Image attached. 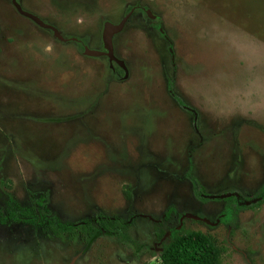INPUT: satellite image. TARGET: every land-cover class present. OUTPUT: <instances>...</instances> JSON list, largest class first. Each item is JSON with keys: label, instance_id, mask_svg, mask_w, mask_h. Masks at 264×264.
<instances>
[{"label": "rangeland", "instance_id": "rangeland-1", "mask_svg": "<svg viewBox=\"0 0 264 264\" xmlns=\"http://www.w3.org/2000/svg\"><path fill=\"white\" fill-rule=\"evenodd\" d=\"M124 20L121 77L86 51ZM262 189L264 0H0V210L39 216L0 224V264H161L176 228L264 264ZM100 218L126 231L85 246L44 229Z\"/></svg>", "mask_w": 264, "mask_h": 264}, {"label": "trees", "instance_id": "trees-1", "mask_svg": "<svg viewBox=\"0 0 264 264\" xmlns=\"http://www.w3.org/2000/svg\"><path fill=\"white\" fill-rule=\"evenodd\" d=\"M170 91L176 103L187 110L183 100L174 94L172 84H170ZM193 187L194 195L198 197V193L203 192L198 180L193 181ZM124 195L128 200L131 198L129 192H125ZM257 195L264 196V189ZM6 209V211L0 210V224L6 225L14 222L36 226L39 216L33 208L24 207L21 203L11 199ZM126 228L127 224L122 219L100 218L96 222L85 220L79 224L59 219L50 220L44 229L49 238L56 239L63 244L76 245L82 242L85 246H90L102 233L114 236L119 231H126ZM223 254V248L212 236L200 231H185L176 228L171 230L170 240L163 246L159 258L161 264H224Z\"/></svg>", "mask_w": 264, "mask_h": 264}, {"label": "water", "instance_id": "water-1", "mask_svg": "<svg viewBox=\"0 0 264 264\" xmlns=\"http://www.w3.org/2000/svg\"><path fill=\"white\" fill-rule=\"evenodd\" d=\"M14 3H15V6L17 7V9L19 10V13L21 15L31 19L32 21H34L35 23H37L38 25H40L43 28L52 29L55 31V29L53 27L48 26L47 24L42 22L38 17H36V16H34L28 12L23 11L21 6L16 1H14ZM125 22H126V20L122 21L119 25H112V24L107 25L105 28L104 34H103V41L105 44V49L107 50V56L110 58L111 61L118 62L121 65V67H123L124 69H125L124 63L121 60H118L114 55L113 37L116 34L122 32V30L124 29V26H125ZM86 54L88 56H91V57H101L104 55V53H101L98 51H93V50H87Z\"/></svg>", "mask_w": 264, "mask_h": 264}, {"label": "flooded vegetation", "instance_id": "flooded-vegetation-1", "mask_svg": "<svg viewBox=\"0 0 264 264\" xmlns=\"http://www.w3.org/2000/svg\"><path fill=\"white\" fill-rule=\"evenodd\" d=\"M15 5V3H14ZM16 10L19 12V10L17 9V7L15 6ZM20 14V13H19ZM21 15V14H20ZM50 30V29H49ZM52 32H54L53 30H51ZM114 38V37H113ZM104 53L103 57H106L110 63V68L111 70L115 69V72H117L118 75H120L121 77H123L125 75V73H123L124 75H122V70L124 71V68L121 67V65L116 62V61H111L110 58L107 56V50L105 49V44L104 41L102 43V52ZM115 55V54H114ZM116 57V56H115ZM117 58V57H116ZM118 59V58H117ZM119 60V59H118Z\"/></svg>", "mask_w": 264, "mask_h": 264}]
</instances>
